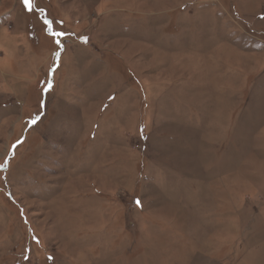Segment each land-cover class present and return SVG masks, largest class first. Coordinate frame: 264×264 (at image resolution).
I'll return each mask as SVG.
<instances>
[{
    "label": "rangeland",
    "instance_id": "rangeland-1",
    "mask_svg": "<svg viewBox=\"0 0 264 264\" xmlns=\"http://www.w3.org/2000/svg\"><path fill=\"white\" fill-rule=\"evenodd\" d=\"M0 264H264V0H0Z\"/></svg>",
    "mask_w": 264,
    "mask_h": 264
},
{
    "label": "snow or ice",
    "instance_id": "snow-or-ice-1",
    "mask_svg": "<svg viewBox=\"0 0 264 264\" xmlns=\"http://www.w3.org/2000/svg\"><path fill=\"white\" fill-rule=\"evenodd\" d=\"M27 2H29V0H26V3ZM59 35H63V33H60ZM86 39V38H85ZM57 43H59V42H57ZM135 203H136V205L137 206H139L140 205V201H139V199H137L136 201H135Z\"/></svg>",
    "mask_w": 264,
    "mask_h": 264
}]
</instances>
